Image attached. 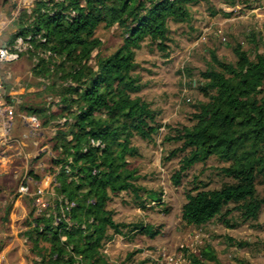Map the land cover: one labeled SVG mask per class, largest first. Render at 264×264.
<instances>
[{
	"label": "trees",
	"instance_id": "obj_1",
	"mask_svg": "<svg viewBox=\"0 0 264 264\" xmlns=\"http://www.w3.org/2000/svg\"><path fill=\"white\" fill-rule=\"evenodd\" d=\"M197 1L36 0L29 12L19 14L7 45L18 38L28 42L19 57L30 58L32 75L48 81L43 91L58 98L52 107L26 106L21 112L41 118L42 125L64 119L52 138L58 151L53 164L59 166L55 215L31 217L25 233L40 263L112 264L103 247L110 231L120 229L108 203L133 191L144 205L133 184L134 172L128 170V159L137 151L132 140H149L161 126L150 105L132 96L140 90L135 53L146 40L164 50L168 23L187 21ZM101 25L118 28L122 42L110 55H97L93 64V50L101 46L94 33ZM232 51L234 63L212 53V65L200 73L198 86L207 101L198 104L194 124L175 137L182 142L178 151L188 150L173 176L176 185L183 172L212 155L226 163L220 171L233 181L187 193L181 219L188 225L206 224L231 203L238 204L245 218L255 219L264 203V197L256 199L257 180L264 184V52L250 60L241 44ZM5 101L10 104V96ZM147 195L159 201L156 194ZM139 227L151 238L159 233Z\"/></svg>",
	"mask_w": 264,
	"mask_h": 264
},
{
	"label": "rangeland",
	"instance_id": "obj_2",
	"mask_svg": "<svg viewBox=\"0 0 264 264\" xmlns=\"http://www.w3.org/2000/svg\"><path fill=\"white\" fill-rule=\"evenodd\" d=\"M17 1L0 0V11L8 20L0 32V44L16 32L19 14L29 12L36 0H25L23 10L17 9ZM231 1H197L190 7L187 21L168 23L164 50L146 40L135 53L134 75L140 90L132 96H140L150 105L161 126L149 140H132L137 151L128 159V170L134 172L133 184L139 188L138 196L145 200L144 205H140L133 191L121 192L108 203L120 229V233L110 231L112 237L103 247L112 264H264V203L255 219L245 218L235 203L200 226L188 225L181 219L186 195L193 188L219 189L233 182L220 171L226 163L212 155L183 172L178 185L173 182L181 160L188 154V150L178 151L182 142L175 137L184 127L194 124L198 104L207 101L198 86L203 82L200 73L212 65V53L220 60L234 63L232 47L238 43L250 60L256 53L264 52V0ZM94 36L101 46L93 50V64L97 55H110L122 42L121 31L116 27L107 29L101 25ZM31 64L26 55L3 64L0 81L5 90L12 86L17 91V79L24 83L22 91L16 92L20 102L9 104L14 119H21L23 107H52L58 99L43 91L47 80L29 74ZM6 71L11 72V77H5ZM30 87L32 91L26 92ZM40 119L42 135L34 134L39 143L29 149L35 156L26 163L16 158L7 163L6 172L0 171V264H42L34 256L25 233L31 217L55 215L54 188L59 166L53 164L58 151L53 148L52 138L63 126H57L58 120L42 125ZM24 174L31 177L27 193L20 194L18 182ZM150 193L156 194L159 201L149 200ZM263 197L264 184L258 179L256 199ZM57 222L58 219L53 221ZM134 226L138 228L133 229ZM139 226H150L159 233L151 238Z\"/></svg>",
	"mask_w": 264,
	"mask_h": 264
},
{
	"label": "crops",
	"instance_id": "obj_3",
	"mask_svg": "<svg viewBox=\"0 0 264 264\" xmlns=\"http://www.w3.org/2000/svg\"><path fill=\"white\" fill-rule=\"evenodd\" d=\"M15 1V0H13ZM17 9L18 10H23L26 6L25 0H19L17 1ZM6 15L4 12L0 11V32L3 29L5 22L7 23V19L4 16ZM16 16V14H15ZM3 19H6V21H2ZM7 45L8 41L5 43L3 42L1 45ZM3 65H0V74L3 71L2 70ZM31 74V72H29ZM3 75V74H2ZM11 72L6 71V76L5 77H11ZM4 77V76H3ZM17 84L20 85V87L17 89L22 91V88L24 86V83L20 81L19 79L16 80ZM15 81V83H16ZM14 83V84H15ZM1 84V83H0ZM12 86L9 87L8 90H5V88L2 87V84L0 86V100L5 101V96L8 95L10 96L11 102H20V97L16 95L17 92ZM32 91V88L26 89V92ZM6 102V101H5ZM21 119H13L11 120V125L10 129L8 132H3L2 128L0 127V161L2 160L4 162V165H0V171L6 172L8 169V162H11L12 160L18 158V159H23L25 160V163L28 161V158L31 156H35L32 151L29 149L33 150L36 145L39 143V140L37 139L36 136H41L42 132L39 131L38 129H35L30 121V117L33 116H26L23 113L19 114ZM34 134L36 135L34 137ZM17 140V142H13L9 144V142ZM38 150L35 149V153H37ZM1 163V162H0ZM26 173V172H25ZM28 176V179L30 180V175L24 174ZM23 178V177H22ZM21 178V179H22ZM19 179L18 185L21 181ZM29 180H26V183L28 185Z\"/></svg>",
	"mask_w": 264,
	"mask_h": 264
},
{
	"label": "built area",
	"instance_id": "obj_4",
	"mask_svg": "<svg viewBox=\"0 0 264 264\" xmlns=\"http://www.w3.org/2000/svg\"><path fill=\"white\" fill-rule=\"evenodd\" d=\"M29 38L30 37H28L27 39ZM28 47H29L28 42L23 41L21 38H18L16 40V43L13 44L12 46L5 45V44L1 45L0 46V65L18 60L19 54L25 51ZM48 55H49L48 51L43 54L44 57H47ZM33 62H36V60L33 59ZM12 108L13 107L9 105V103L5 102L4 100H0V127L2 128L3 132H8L10 129L11 120L13 119ZM30 121L35 129H38L40 127V123L36 117H30ZM63 122H64V119L58 120V123L60 124H63ZM13 142H17V140H14L12 142L10 141L9 144ZM26 180H29V179L26 175H24L18 185V190H17L18 193L20 194L27 193L28 185L26 183Z\"/></svg>",
	"mask_w": 264,
	"mask_h": 264
}]
</instances>
